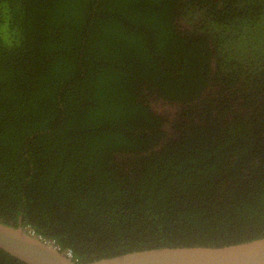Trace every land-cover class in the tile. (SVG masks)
<instances>
[{"label":"trees","instance_id":"16d2710c","mask_svg":"<svg viewBox=\"0 0 264 264\" xmlns=\"http://www.w3.org/2000/svg\"><path fill=\"white\" fill-rule=\"evenodd\" d=\"M0 221L77 262L263 237L264 0H0Z\"/></svg>","mask_w":264,"mask_h":264},{"label":"water","instance_id":"95a60500","mask_svg":"<svg viewBox=\"0 0 264 264\" xmlns=\"http://www.w3.org/2000/svg\"><path fill=\"white\" fill-rule=\"evenodd\" d=\"M0 248L27 264H264V236L222 246H161L77 262L28 227L0 221Z\"/></svg>","mask_w":264,"mask_h":264},{"label":"built area","instance_id":"2783aa9c","mask_svg":"<svg viewBox=\"0 0 264 264\" xmlns=\"http://www.w3.org/2000/svg\"><path fill=\"white\" fill-rule=\"evenodd\" d=\"M52 242H54V241H52ZM55 244H56V243H55ZM66 253L69 254V255H71L69 251H66Z\"/></svg>","mask_w":264,"mask_h":264}]
</instances>
